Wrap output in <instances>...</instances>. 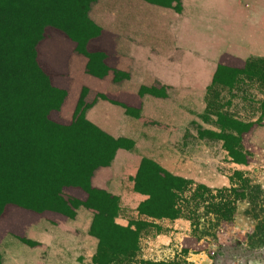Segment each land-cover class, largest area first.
I'll return each instance as SVG.
<instances>
[{
  "label": "rangeland",
  "instance_id": "1",
  "mask_svg": "<svg viewBox=\"0 0 264 264\" xmlns=\"http://www.w3.org/2000/svg\"><path fill=\"white\" fill-rule=\"evenodd\" d=\"M88 16L100 29L99 35L86 43V50L93 54L87 59L90 67L99 71L98 62L107 65L108 59L118 65L108 67L112 81L109 89L112 92L134 89L138 94L150 95L153 100L163 98L160 100L168 104L162 107L168 112L167 116L161 111L144 123L138 120L143 110L124 108L132 128L144 137L138 138L139 141L143 139L148 143L135 150L142 155L138 169L145 157L156 162L164 157L173 158L176 164L170 169L172 172L189 174L190 177H184L212 189L230 186L231 175L239 170L260 187L263 200L259 204L264 207V110L260 105L264 86L259 78H252L232 93L221 91L222 100L230 98L231 104L218 110L238 119L234 146H241L246 163L232 161L223 139L212 133L220 132L214 113L216 108L206 106V89L219 63L241 69L248 61L260 68V75L264 74V54H261L264 41L252 42L250 37L253 31L264 32V0H181L180 11L146 0H95ZM54 31L62 32L48 26L44 38ZM185 34H199L202 43H215L217 47L215 51L198 52L188 45L190 38ZM208 34H213V38ZM109 49H112L111 54ZM197 81L204 85L200 92L193 88ZM85 88L84 101L89 103L97 92ZM103 95L105 97H97V100L114 101L113 97ZM72 114L60 107L52 110L49 118L68 125ZM150 143L152 148L148 150ZM122 162L119 157L117 163L111 161L105 166H112L105 173L108 177L105 181L110 183V178L116 173L119 175ZM119 178L124 189L130 190L128 184L130 181L132 184L133 179L126 175ZM62 193L65 198L81 202L87 199V193L77 186H64ZM81 207L88 213V231L81 228L82 217L87 216L85 211L80 215L81 220H77L76 215L68 218L51 210L38 213L14 208L10 218L3 211L0 222L18 225L20 233L8 232L0 242V264L91 263L98 240L90 233V225L99 219L106 222L93 209ZM247 207L245 201L238 202L231 218L219 225L205 219L198 229L188 219L179 217L187 220V225L178 224L173 233L169 232V224L174 219L152 220L125 207L120 208L117 217L127 218L128 222L147 219L154 223L140 231L139 250L131 264H264V246L247 245V234L253 229V220L244 212ZM162 231L170 234L171 240L162 245L154 243L156 234Z\"/></svg>",
  "mask_w": 264,
  "mask_h": 264
},
{
  "label": "trees",
  "instance_id": "2",
  "mask_svg": "<svg viewBox=\"0 0 264 264\" xmlns=\"http://www.w3.org/2000/svg\"><path fill=\"white\" fill-rule=\"evenodd\" d=\"M94 1L0 0V215L7 204L38 213L51 210L68 218H74L80 206L93 209L106 223L99 219L90 225V233L98 242L89 264H131L139 250L140 231L154 223L147 219L131 220L126 225L117 223L119 197L93 187L91 178L97 168L111 163L117 149H132L134 141L115 138L87 119V109L97 97L105 96L95 93L93 101L86 103L85 87L70 124L51 120L50 112L60 109L67 92L51 83L37 59V45L48 26L76 42L75 50L88 60L93 57L86 50V43L100 33L88 16ZM146 1L181 10V0ZM98 63L99 71L88 62L86 71L102 78L109 68L104 62ZM263 76L260 68L248 61L241 69L219 63L207 86L206 106L216 108L220 127L219 133H212L223 139L234 162L247 161L241 146H234L238 119L218 110L231 104L230 98L222 100L221 91L232 93L252 78H259L264 86ZM260 105L264 110V99ZM132 179L134 191L147 195L137 206L139 214L152 220L183 217L196 229L205 219L211 224L223 223L236 211V203L245 201L249 207L244 212L253 220L247 245L264 246V207L259 204L262 192L241 171L235 170L231 175L230 186L212 189L175 175L145 157ZM64 186L82 188L87 199L81 202L65 198Z\"/></svg>",
  "mask_w": 264,
  "mask_h": 264
},
{
  "label": "crops",
  "instance_id": "3",
  "mask_svg": "<svg viewBox=\"0 0 264 264\" xmlns=\"http://www.w3.org/2000/svg\"><path fill=\"white\" fill-rule=\"evenodd\" d=\"M211 2V1H210ZM206 2V3H210ZM183 5V4H182ZM212 5V2L209 4ZM188 24H191L190 21H187ZM254 32L256 34H254ZM167 33V32H166ZM105 34H103L104 36ZM186 36H189L190 40H188V45L196 48V50L199 52L201 50H204L205 52L207 50L215 51L217 45L209 44L205 45L201 41V37H199V34H185ZM209 38H213V34H208ZM252 42L256 41H264V32L263 31H253L250 35ZM213 43V42H212ZM75 42L69 38L66 34L60 32V31H54L51 33V36L43 38L41 41H39L37 45V59L38 63L41 66V68L49 75L51 83L58 88L64 89L67 92L66 98L64 103L62 104L61 108L67 112H73L76 103L79 99V96L81 94V90L83 87H88L89 89L100 93L105 94L109 98V96L113 97L114 101L105 100V99H98L96 102L87 109L86 111V117L88 120L96 124L98 127L103 129L108 134L112 135L113 137H125L130 138L134 141V149H126V148H119L116 150L115 156L112 160V164L117 163V160L119 157L123 159V166H121V170L119 171V175L116 173L112 179L110 178L109 182L105 181L108 177H106L105 173H108V169H111L110 167L102 166L98 168L96 171V176L92 177V184L95 187H99L101 189L107 190L109 193L116 195L120 199V208L123 209L129 208L131 212L138 215L137 206L138 204L143 201L147 195L139 193L134 191L133 189V183L128 184L130 190L124 189L122 185V181L119 178V176H128L132 178L135 176L138 164L140 159L142 158L141 154L136 152L135 150L141 149L140 145H148V143L142 139V141H139L138 138L143 137L140 132L133 129L131 124L132 122L129 119V115L125 112L124 107L121 104H124L125 106L134 107L140 110H143L142 115L138 118V120L143 121L147 119L148 121H151V118L156 117L158 114H160L161 111L163 113L165 112L166 116L168 115V112L165 111L162 107H167L168 104L166 101L160 100L163 98H158V100H153L149 96L142 95L141 93L138 94L136 90H129L121 88L115 92H112L111 89H109V85L112 84L111 81V70L108 71V73L104 77H96L94 75H91L87 73L86 71V65H87V57L84 55H80L75 51ZM184 47V46H183ZM207 49V50H206ZM112 49H109V54H111ZM208 52V51H207ZM264 54V53H261ZM107 66L109 68H112L113 65L112 62L108 59ZM204 85L202 83L195 82L193 85V88H196L197 92H200V88L202 89ZM204 93L202 95L203 101L205 96V88L203 89ZM110 99V98H109ZM171 114V113H170ZM148 117V118H146ZM144 138V137H143ZM151 143L149 144V149L151 150ZM147 150V151H148ZM164 169H166L169 172H172L170 169L173 170L176 162L173 160V158H167L164 157L161 159L160 162H158ZM178 166V165H177ZM175 170V169H174ZM175 175H182L190 177V175H185L184 173L174 171L172 172ZM187 178V177H185ZM191 179V178H188ZM104 180V181H103ZM107 182V183H106ZM13 204H7L5 206L4 213L7 214V217L10 218V214L13 212V209H22V207L16 206ZM83 207L76 210V219L81 220V213L83 211L86 212L85 208ZM28 210V209H27ZM3 213V214H4ZM87 213V212H86ZM82 220L84 222H87L81 228L83 230H87L89 228V219H88V213L87 216L84 218L82 217ZM164 220V219H162ZM117 223L121 225H126L128 223L127 218H124L119 215V217L115 220ZM187 220L182 218H176L172 220L171 224H169V232L173 233L175 232V229L178 224L181 225H187ZM176 225V226H175ZM18 225L16 226L13 223H1L0 222V242L4 239L6 234L8 232H16L20 233L18 231ZM168 240H171V235L167 232H161L156 234L155 236V242L159 245H162V243L166 244L168 243Z\"/></svg>",
  "mask_w": 264,
  "mask_h": 264
}]
</instances>
